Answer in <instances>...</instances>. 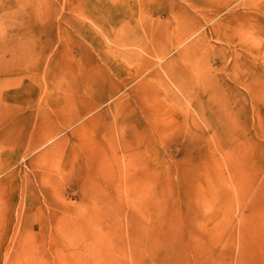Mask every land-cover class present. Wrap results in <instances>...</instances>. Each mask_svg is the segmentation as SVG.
<instances>
[{
  "label": "rangeland",
  "instance_id": "obj_1",
  "mask_svg": "<svg viewBox=\"0 0 264 264\" xmlns=\"http://www.w3.org/2000/svg\"><path fill=\"white\" fill-rule=\"evenodd\" d=\"M263 14L0 0V264H264Z\"/></svg>",
  "mask_w": 264,
  "mask_h": 264
},
{
  "label": "bare ground",
  "instance_id": "obj_2",
  "mask_svg": "<svg viewBox=\"0 0 264 264\" xmlns=\"http://www.w3.org/2000/svg\"><path fill=\"white\" fill-rule=\"evenodd\" d=\"M261 16H262V17H264V14H263V15H261ZM252 75H255V73H253ZM252 75H251V76H252ZM241 82H244V80H242Z\"/></svg>",
  "mask_w": 264,
  "mask_h": 264
}]
</instances>
